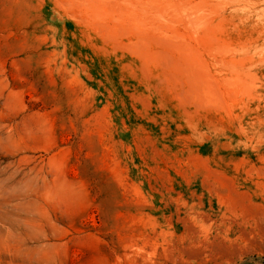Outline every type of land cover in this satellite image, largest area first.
<instances>
[{"label": "rangeland", "instance_id": "obj_1", "mask_svg": "<svg viewBox=\"0 0 264 264\" xmlns=\"http://www.w3.org/2000/svg\"><path fill=\"white\" fill-rule=\"evenodd\" d=\"M0 264H264V0H0Z\"/></svg>", "mask_w": 264, "mask_h": 264}]
</instances>
